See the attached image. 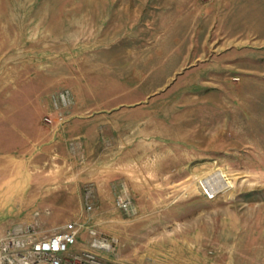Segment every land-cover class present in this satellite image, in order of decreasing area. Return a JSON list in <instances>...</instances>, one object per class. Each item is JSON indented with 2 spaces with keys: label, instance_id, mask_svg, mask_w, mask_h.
<instances>
[{
  "label": "rangeland",
  "instance_id": "rangeland-1",
  "mask_svg": "<svg viewBox=\"0 0 264 264\" xmlns=\"http://www.w3.org/2000/svg\"><path fill=\"white\" fill-rule=\"evenodd\" d=\"M8 152L30 155L38 235L74 221L109 262L264 264V0H0ZM222 169L231 186L201 184Z\"/></svg>",
  "mask_w": 264,
  "mask_h": 264
},
{
  "label": "built area",
  "instance_id": "built-area-1",
  "mask_svg": "<svg viewBox=\"0 0 264 264\" xmlns=\"http://www.w3.org/2000/svg\"><path fill=\"white\" fill-rule=\"evenodd\" d=\"M79 232L74 221L44 236L30 224L9 230L0 238V264H120L102 260L88 249L74 253L71 248Z\"/></svg>",
  "mask_w": 264,
  "mask_h": 264
},
{
  "label": "crops",
  "instance_id": "crops-1",
  "mask_svg": "<svg viewBox=\"0 0 264 264\" xmlns=\"http://www.w3.org/2000/svg\"><path fill=\"white\" fill-rule=\"evenodd\" d=\"M14 153L8 152L7 154H2L0 156V237L6 234L9 230L17 229L20 227L22 222L25 220L21 219V214H30L29 221L33 216L32 209L36 208V203L32 202L31 198V167H30V155L23 154V156H13ZM55 207L52 208H57ZM46 209H51L47 207ZM50 212L47 210L45 215H40L34 221L39 225L45 221L44 218L48 217L47 214ZM62 224V221L56 220ZM56 221L52 222L49 226L43 229L39 236L48 235L46 233H53L60 226L64 224H55ZM70 222V221H69ZM54 224L56 225L54 227ZM19 226V227H18ZM58 226V227H57ZM52 229V230H51ZM80 237V233L78 238ZM77 238V241H78ZM72 246V251L74 253L80 252L81 249L77 248L78 243ZM77 244V245H76Z\"/></svg>",
  "mask_w": 264,
  "mask_h": 264
},
{
  "label": "bare ground",
  "instance_id": "bare-ground-1",
  "mask_svg": "<svg viewBox=\"0 0 264 264\" xmlns=\"http://www.w3.org/2000/svg\"><path fill=\"white\" fill-rule=\"evenodd\" d=\"M203 186H208L212 191L217 192L220 188L231 186V180L227 176L225 170L218 171L215 175L210 177H202L200 179Z\"/></svg>",
  "mask_w": 264,
  "mask_h": 264
}]
</instances>
